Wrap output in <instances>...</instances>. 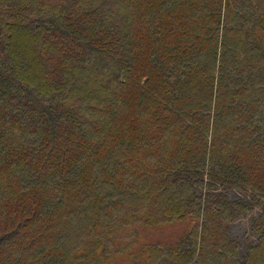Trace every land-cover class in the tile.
<instances>
[{
  "label": "trees",
  "instance_id": "1",
  "mask_svg": "<svg viewBox=\"0 0 264 264\" xmlns=\"http://www.w3.org/2000/svg\"><path fill=\"white\" fill-rule=\"evenodd\" d=\"M0 264H264V0H0Z\"/></svg>",
  "mask_w": 264,
  "mask_h": 264
},
{
  "label": "rangeland",
  "instance_id": "2",
  "mask_svg": "<svg viewBox=\"0 0 264 264\" xmlns=\"http://www.w3.org/2000/svg\"><path fill=\"white\" fill-rule=\"evenodd\" d=\"M250 221L249 219L243 220L237 226L232 229L234 236L238 238L239 235H243L244 231L249 229ZM186 227L180 224H174L172 226L166 225L161 226L149 231L144 230L142 232V238L140 239V244H145V242H158L161 243H173L176 239L182 235Z\"/></svg>",
  "mask_w": 264,
  "mask_h": 264
}]
</instances>
